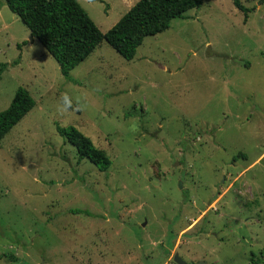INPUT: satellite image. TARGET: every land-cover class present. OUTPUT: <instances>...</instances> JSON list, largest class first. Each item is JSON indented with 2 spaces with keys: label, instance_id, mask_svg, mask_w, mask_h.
<instances>
[{
  "label": "rangeland",
  "instance_id": "1",
  "mask_svg": "<svg viewBox=\"0 0 264 264\" xmlns=\"http://www.w3.org/2000/svg\"><path fill=\"white\" fill-rule=\"evenodd\" d=\"M77 1L105 34L139 0ZM240 1L247 21L205 0L134 59L103 40L66 79L0 0V112L20 87L36 101L0 141V264H264V0Z\"/></svg>",
  "mask_w": 264,
  "mask_h": 264
},
{
  "label": "trees",
  "instance_id": "2",
  "mask_svg": "<svg viewBox=\"0 0 264 264\" xmlns=\"http://www.w3.org/2000/svg\"><path fill=\"white\" fill-rule=\"evenodd\" d=\"M205 0H139L107 33L103 34L77 0H5L9 10L16 14L58 63L62 75L70 79V72L86 60L105 40L120 56L134 59L138 47L148 36L166 31L176 18H185L186 12L200 8ZM234 6L245 14L240 0ZM26 43H23L25 45ZM21 48V45H18ZM16 64V63H15ZM7 64L0 65V79ZM36 105L29 91L20 87L10 106L0 112V141ZM58 134L73 145L79 161L88 159L100 171L110 169L112 161L98 149L90 138L73 126H57ZM246 158L239 153L233 161ZM83 211H73L75 214ZM85 213V212H84ZM17 261L15 257H12ZM253 264H259L253 260Z\"/></svg>",
  "mask_w": 264,
  "mask_h": 264
},
{
  "label": "water",
  "instance_id": "3",
  "mask_svg": "<svg viewBox=\"0 0 264 264\" xmlns=\"http://www.w3.org/2000/svg\"><path fill=\"white\" fill-rule=\"evenodd\" d=\"M181 187V185H180ZM174 263L175 264H187L181 257H179V255H175L174 257Z\"/></svg>",
  "mask_w": 264,
  "mask_h": 264
}]
</instances>
